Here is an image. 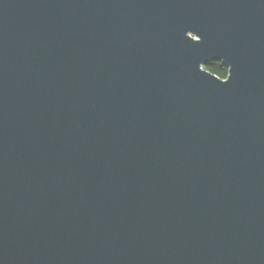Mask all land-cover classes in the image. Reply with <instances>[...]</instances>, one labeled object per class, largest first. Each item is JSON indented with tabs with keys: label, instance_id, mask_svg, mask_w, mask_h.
Masks as SVG:
<instances>
[{
	"label": "water",
	"instance_id": "water-1",
	"mask_svg": "<svg viewBox=\"0 0 264 264\" xmlns=\"http://www.w3.org/2000/svg\"><path fill=\"white\" fill-rule=\"evenodd\" d=\"M0 264H264V0H0Z\"/></svg>",
	"mask_w": 264,
	"mask_h": 264
},
{
	"label": "trees",
	"instance_id": "trees-1",
	"mask_svg": "<svg viewBox=\"0 0 264 264\" xmlns=\"http://www.w3.org/2000/svg\"><path fill=\"white\" fill-rule=\"evenodd\" d=\"M204 69L205 71L217 76L219 79H221L225 73L228 75V71L222 66L220 62H210L208 65L204 66Z\"/></svg>",
	"mask_w": 264,
	"mask_h": 264
},
{
	"label": "clouds",
	"instance_id": "clouds-1",
	"mask_svg": "<svg viewBox=\"0 0 264 264\" xmlns=\"http://www.w3.org/2000/svg\"><path fill=\"white\" fill-rule=\"evenodd\" d=\"M228 78H229V77H228V75H227L226 73L221 77V79H222V80H225V81H227Z\"/></svg>",
	"mask_w": 264,
	"mask_h": 264
}]
</instances>
